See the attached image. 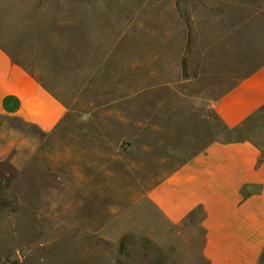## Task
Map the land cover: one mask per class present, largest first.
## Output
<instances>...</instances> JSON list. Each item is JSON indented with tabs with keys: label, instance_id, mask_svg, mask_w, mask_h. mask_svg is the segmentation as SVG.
Returning <instances> with one entry per match:
<instances>
[{
	"label": "rangeland",
	"instance_id": "1",
	"mask_svg": "<svg viewBox=\"0 0 264 264\" xmlns=\"http://www.w3.org/2000/svg\"><path fill=\"white\" fill-rule=\"evenodd\" d=\"M0 45L67 109L0 116V264H206L202 213L149 194L243 134L215 106L264 63V0H0Z\"/></svg>",
	"mask_w": 264,
	"mask_h": 264
},
{
	"label": "crops",
	"instance_id": "2",
	"mask_svg": "<svg viewBox=\"0 0 264 264\" xmlns=\"http://www.w3.org/2000/svg\"><path fill=\"white\" fill-rule=\"evenodd\" d=\"M215 110L226 127L243 134L208 144L157 184L149 197L173 226L202 213L201 256L206 264H261L264 145L246 134L264 119V63L224 94ZM66 112L64 103L0 45V116L51 132Z\"/></svg>",
	"mask_w": 264,
	"mask_h": 264
},
{
	"label": "trees",
	"instance_id": "3",
	"mask_svg": "<svg viewBox=\"0 0 264 264\" xmlns=\"http://www.w3.org/2000/svg\"><path fill=\"white\" fill-rule=\"evenodd\" d=\"M261 65H262V64H261ZM261 65H260V66H261ZM260 66H259V67H260ZM259 67H258V68H259ZM258 68H256V69H258ZM256 69H255V70H256ZM255 70H254V71H255ZM254 71H252L251 73H253ZM251 73H250V74H251ZM250 74H248V75H250ZM248 75H247V76H248ZM247 76H246V77H247ZM244 78H245V77H244ZM220 121H221V120H220ZM221 123H222V122H221ZM222 124H223V123H222ZM223 127L225 128L226 131H228V132H234V133H235V130H233V129H229V128L226 127L224 124H223ZM215 142H216V141H215ZM212 143H213V142H212Z\"/></svg>",
	"mask_w": 264,
	"mask_h": 264
}]
</instances>
